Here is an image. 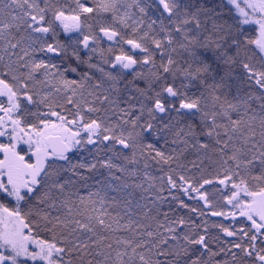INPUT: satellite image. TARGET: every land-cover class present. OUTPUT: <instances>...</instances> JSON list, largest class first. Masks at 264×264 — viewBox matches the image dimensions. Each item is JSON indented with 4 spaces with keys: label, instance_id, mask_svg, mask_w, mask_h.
Instances as JSON below:
<instances>
[{
    "label": "snow or ice",
    "instance_id": "snow-or-ice-1",
    "mask_svg": "<svg viewBox=\"0 0 264 264\" xmlns=\"http://www.w3.org/2000/svg\"><path fill=\"white\" fill-rule=\"evenodd\" d=\"M0 264H264V0H0Z\"/></svg>",
    "mask_w": 264,
    "mask_h": 264
}]
</instances>
